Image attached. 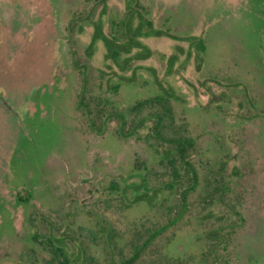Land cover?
<instances>
[{
    "label": "rangeland",
    "instance_id": "obj_1",
    "mask_svg": "<svg viewBox=\"0 0 264 264\" xmlns=\"http://www.w3.org/2000/svg\"><path fill=\"white\" fill-rule=\"evenodd\" d=\"M129 7L151 23L141 29L150 35L140 37L150 50L132 68L116 69L118 77L98 41L88 66L94 105L100 96L123 108L164 95L176 125L196 136L199 185L184 218L157 238L153 258L264 264V0H0V264H60L31 237L45 231L41 221L30 223L34 210L61 228L54 234L95 228L90 249L101 263L110 226L124 246L126 229L154 213L116 201L121 177L135 170L149 186L170 178L156 151L117 137L114 121L103 135L91 131L77 101L78 62L87 61L93 22L101 17L109 34L111 20ZM114 82L116 93L107 89ZM25 186L30 198L21 203L15 193ZM159 196L170 206L172 193Z\"/></svg>",
    "mask_w": 264,
    "mask_h": 264
},
{
    "label": "trees",
    "instance_id": "obj_2",
    "mask_svg": "<svg viewBox=\"0 0 264 264\" xmlns=\"http://www.w3.org/2000/svg\"><path fill=\"white\" fill-rule=\"evenodd\" d=\"M136 11L129 7V11L124 17L112 19L109 34H106L102 28L101 17L93 22L87 61L78 62L81 66L82 82L77 101L88 119L87 123L91 131L103 135L111 122L114 121L116 123V128L113 130L114 134L120 139L135 137L144 141L150 149L156 151L166 170L165 173L170 178L166 181L161 180L157 185L149 186L147 176L140 170H135L121 177L123 187L118 189L121 198L119 201L115 200L120 204V209H123L124 203L127 208L130 204L144 203L155 211L146 217L136 219L132 226L126 229L130 238L124 246L117 244L115 237L117 230L114 228L109 230L110 226L106 230L108 232L107 238L103 240V248L105 249L103 263L90 249V243L97 244L99 237L95 228L91 226L81 227L76 233L67 227L54 234V230L61 228L55 224L50 215L43 212L39 213L38 210L32 211L29 219L33 228L39 220L43 223L45 230L34 229L31 234L32 239L38 241L60 264H69L73 257L77 258L75 264H138V262L143 264L140 260L147 252H152V254L149 255L150 258H147L146 264H179L167 258L159 260L153 257L155 252L157 253L160 249L157 238L174 228L184 218L186 211L190 210L189 196L195 192L199 185L198 170L194 164V156L197 153L196 136L189 134L184 125H176L173 107H171L168 97L164 95L137 99L129 106L121 108L114 106V101L109 96L104 98L100 96L94 105L88 88V85L91 84L90 71H88L89 61L92 60L93 50L98 41H101L105 46L106 66L110 68L113 65L115 67L113 73L118 77L121 76L116 69L124 72L125 69L132 68V61L143 59L145 57L144 50H150L140 37L150 35L146 32L142 35L141 29L144 24L151 25V23L145 21V17ZM153 35H162V32L156 30ZM198 42V49L204 53L205 47L201 43L202 39H199ZM103 73L105 72L100 70V76H103ZM118 88L119 83L114 82L107 89L116 93ZM110 185L113 184L110 183L109 188ZM162 190L172 193L170 206L160 200L159 194ZM15 194L21 203H26L30 198L26 186L20 187ZM210 197L212 198L213 194H210ZM210 216L211 212H208L203 219H209ZM108 222L106 218H102L103 225L108 224ZM104 228L102 227V230ZM215 229L218 230L215 232L208 231V235L212 236L213 233L219 232L221 226ZM210 246L212 249L215 245L211 244ZM71 247L74 249L72 256L68 255L66 251ZM153 249H155L154 252ZM152 259L155 262L148 263Z\"/></svg>",
    "mask_w": 264,
    "mask_h": 264
}]
</instances>
